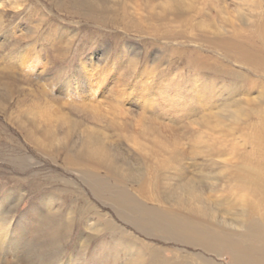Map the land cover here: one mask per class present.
<instances>
[{
  "label": "rangeland",
  "instance_id": "1",
  "mask_svg": "<svg viewBox=\"0 0 264 264\" xmlns=\"http://www.w3.org/2000/svg\"><path fill=\"white\" fill-rule=\"evenodd\" d=\"M187 1L19 0L18 12L0 8V212L11 230L8 247L14 250V256L6 254L9 249L0 250L5 264H48L53 259H58L55 264H123L131 241L136 252H144L145 245L169 258L179 254L192 263L200 258L227 264L224 257L199 248L149 239L135 231L108 204L91 196L82 170L65 161L70 156L99 163L102 175L109 173L110 182L128 190L151 177L154 183L143 202L151 197L147 204L182 214H199L201 209L208 226L228 229L223 221L238 211L240 190L225 182L231 171L225 161L233 165L252 149L242 128L245 123H260L249 118V110L263 108L264 72L201 50L192 39L226 34L232 25L244 36L253 34L251 25L264 14V0ZM176 10L185 13L189 30L176 21L168 32L180 38L165 40L162 23ZM140 14L152 15L153 24L160 23L149 36L124 30V22L138 21ZM192 49L217 59L221 72L213 75L187 66ZM93 62L98 70L105 69V82L97 90L89 87L93 79L82 81L83 65L92 69ZM76 79L82 81L79 89L73 87ZM141 91L148 92L151 106L140 99ZM104 102L116 108L115 113H104L103 106L104 112L91 108ZM39 113L53 116L54 126L47 129L37 123ZM141 116L151 118L153 128L139 130ZM18 244L22 248L16 249Z\"/></svg>",
  "mask_w": 264,
  "mask_h": 264
},
{
  "label": "bare ground",
  "instance_id": "2",
  "mask_svg": "<svg viewBox=\"0 0 264 264\" xmlns=\"http://www.w3.org/2000/svg\"><path fill=\"white\" fill-rule=\"evenodd\" d=\"M12 1L15 2V7L11 3ZM18 4H19V0H0V8H3L4 10L11 8L12 10H15L18 12L21 10L20 8L22 7V6L18 7ZM189 4H191V3H189ZM189 4H185L187 6V9L189 7ZM187 9L185 10V13H186ZM178 11H180V10H178ZM178 11L177 10L174 12L172 11V13H170L171 16L168 18L169 20L164 18V20L167 21L165 23L164 22L162 23L164 25V27L166 28V30L163 31L164 34H167V36H165V40L174 41V40H177L178 38H180V37H178V35H175L176 36L175 37L173 32H168V31H172L170 26H172V24H174L176 21H178L182 27H186V29L189 30L188 29L189 28V22H188V19L186 18V16H184L185 13H182L180 15V12H178ZM132 15L138 16L139 14L137 12V14L133 13V14H131V16ZM87 16H89V13ZM140 16H141V18L138 21L124 22V24L126 23L125 25L123 24L125 27L124 30L125 31L132 30L138 34H144V35L149 36L155 30H157L159 28L158 26L160 23L153 24L155 22V20H152V18H153L152 15L148 14V15L143 16L140 14ZM2 18L3 17H1V14H0V29L2 28V25H3ZM173 19H176V20H173ZM232 23L233 22H231V25H232ZM140 24L142 26H140ZM229 24H230V22H229ZM39 26L35 27L36 31H38L40 29ZM200 26H201V23H200ZM227 26H228V24H227ZM251 26L255 31L253 32V34H250L248 36H244V34H242L241 31L237 29V27H234L232 25V26H230L231 30L229 32H226V34L219 35V33H218L219 36L212 37V38L205 37L203 35H200V36L195 35L194 39H192V41L194 44H197L199 46V48H201V50L206 49V52H208L207 51V49H208L211 52V54L212 53L215 55L221 54V56L222 57L225 56V58L228 61L232 60V62L240 64L241 67L243 66L244 68L246 67V68H249L252 70H258L260 72H262L261 70H263V72H264V14H262L261 16H258V20L253 22ZM221 28H224V25ZM204 29H206V28H204ZM227 29H229V28H227ZM16 42H19V41H16ZM169 45H170V43H169ZM199 51L198 50L197 51H195V50L189 51L187 60L185 59L187 66L192 67L195 71H198V70L203 71L204 70L207 73H211L213 75H218L221 72L220 66L218 65L219 64L218 60L217 59L214 60L209 56L203 55ZM132 60L134 61V59H132ZM83 67L85 69H83L84 74H83L82 81L85 82L88 79H93L94 81L89 84V87L92 85L95 88L94 90H97L99 87H102V84H104V82H105V79H104L105 69L101 67L102 69L100 68V70H98L96 68L94 62L92 64V67H93L92 69H87L86 64L83 65ZM227 68H228V66H227ZM227 73H229V68L227 69ZM231 73H232V71H231ZM231 73H230V75H231ZM9 74H11V73H9ZM233 75H234V73H233ZM7 80H9V79L7 78ZM79 81H80V79L74 80L73 87L77 86V88H75V89H79V87H80L79 84L82 82V81L81 82H79ZM118 81L121 82V80H119V78H118ZM117 85H118V82H117ZM202 86H204V85H202ZM112 89H113V87H112ZM90 90H93V89L91 88ZM88 91L89 90L87 89V93H88ZM112 91H114V90H112ZM201 91L203 92V89ZM35 92H37V91H35ZM199 92H195V94L199 95ZM260 93L264 97V91L262 90V91H260ZM94 94H98V93L96 92ZM128 95H130V94L128 93ZM139 95L138 96L140 97V99L143 100L144 104L148 105V107L151 106L150 104H148L149 102H147V101H151L149 99V94L147 91H141ZM86 97H89L91 100L93 96L88 94V95H86ZM114 99L118 100V97L114 98ZM121 100H123V98ZM246 104H248V102ZM252 105L253 104H251V106ZM101 106H103L105 108V112L101 108ZM91 108H94V111H98L95 109L100 110V108H101L104 113H108V111H112L115 113L114 110H116V108L108 105V103H106V102H104L102 104L100 103V106L95 105V106H92ZM247 108H248L247 110L250 109L249 107H247ZM117 112H118V110H117ZM122 113H123V111H122ZM249 113H250L249 118L255 117L254 119L256 121H260V123L256 122L254 124L253 123H245L246 125L244 124L243 128H242V126L240 127V128H242V131L247 132V135H249V138H246V140L248 139L247 141L249 143V146L252 149L249 152L247 151L248 153L238 156L237 159L234 156L233 159L235 158L236 162L233 163V165H231L232 164L231 160L227 159V161H225L227 163L225 165H227V166H229V168H231V171L229 173L230 176L228 177L227 181H225V182H228L230 187L232 185L233 188L240 190V192L236 191L237 193L239 192L238 193L239 195L237 198V200L239 199L237 201L238 202L237 208H239L238 211H236L234 218H230V220L223 221L224 227L228 228V229H219L218 227L208 226L203 221L206 219V217L204 216V213L202 211H200L201 209L199 210V214H195V213L192 214L191 212L188 214H182L180 212H177L178 210L175 211V209L166 208V207L164 209H160L159 207L158 208L154 207V205L147 204L148 201H153L151 199V197L149 198L150 200L146 201L147 203L143 202L142 199H144V201H145L144 196L147 197V195H145L146 192L150 193V190L148 191L147 188H150V186L154 183V181L151 182V179H152L151 177H149V179L146 178V180H144L145 182L144 181L137 182L138 184H137V188L135 190H128L116 181H114L113 183L110 182V180L107 179V178H109L108 177L109 173H105V175H102L100 173V169H102L103 166L99 163H92L89 160H87L85 162L74 161V159H72L70 156H66L65 161L68 165L74 167L75 169L82 170L81 176L83 178V183L85 186H87L88 190L91 193V196H93L96 199L101 200V201L105 202L106 204H108V206L114 211V214H116V216L119 220L128 224L135 231L144 234L149 239H154V240L158 239L161 241H170V242L175 243L176 245L182 244V246H189V247L196 248V249L199 248V250L203 251L202 253L205 252L207 254H212V255L219 257V258L224 257L227 260V264H264V105H263L262 109H257V110H253V108H252V110L250 109ZM29 115H30V112H29ZM31 115L33 116V114H31ZM111 115L109 113V116H111ZM39 116H40V113H39ZM247 116H245V117L247 118ZM38 118H37V120H39V121L37 123H40V125H42V126L44 125V127L47 129L52 128L51 126H54V124H55L54 117L51 116L49 113H46V115H44V116H40L41 120ZM246 118H245V120H248ZM148 120L149 121H147L145 119V117L140 118V120L138 121V125L136 127L139 128V130H143V131L145 130V128H147V126L153 128V125L155 123L154 124L152 123L151 118H149ZM205 120H207V118ZM154 122H156V121H154ZM160 131H161V129H160ZM241 134L243 135V132ZM175 144H177V143H175ZM170 145H172V143ZM245 145H246V143H245ZM174 147H175V145H174ZM177 147H179V146H177ZM172 148L170 146V149H172ZM227 150H230V149H227ZM66 154H68V152ZM88 154H90V152H88ZM191 155H192V153H191ZM153 157H155V156H153ZM167 157L171 158L172 156H170V157L167 156ZM214 158H215V156H214ZM219 158H221V157H219ZM216 159H217V156H216ZM167 160H169V159H167ZM225 169H227V168H225ZM203 178H205V177H203ZM186 180H187V178H186ZM184 182L187 183V181H185V180H184ZM228 183H227V185H228ZM223 185H224V183H223ZM229 185H228V187H229ZM217 188H218V186L216 185V189ZM176 189H174V190H176ZM221 190L224 191V190H226V188H224V189L222 188ZM231 190H232V188H231ZM229 191H230V188H229L228 192ZM242 191L245 192L248 196L243 194ZM232 192H234V190ZM181 195L182 194H180V196ZM190 195H191V193H190ZM233 195H235V194H233ZM223 196H224V194H223ZM148 197H149V195H148ZM203 197H204V195H203ZM248 197H252V200L250 202L246 201V198H248ZM157 200H158V198H157ZM216 203L217 202H215V204ZM157 204H159V202ZM220 204H222V203H220ZM163 205H164V203H163ZM167 205L169 207V204H167ZM165 206H166V204H165ZM173 208H174V206H173ZM220 209H222V208H220ZM2 213L3 212H0V250L3 248L9 249L6 254L11 255V254H8V252H10V253L13 252L12 256H14V250L10 249V248H12L11 246L8 247V245H10V241L7 240V235L11 230L8 227L9 225L7 224L6 218L1 216ZM200 213H202V214H200ZM209 214H211V213H209ZM212 216L214 217V215H212ZM6 225H8V226H6ZM13 228H16L19 232L24 233V231L22 229H19L16 226H13ZM48 231H49L48 233H51L53 236H55L54 231H52V230H51L52 232L50 230H48ZM52 235H48L47 237H45L43 235L42 236H43V239L45 238V239L49 240V238L53 237ZM13 239L14 238L11 239V237H10L11 241H13ZM52 239H54V237ZM67 239H68V237H67ZM17 240H18V238L15 237L14 241L16 242ZM53 241H55V240H53ZM126 242L128 243V241H126ZM126 245H127V247H129V248H127L128 253L125 251L126 249L124 250L122 248V250L125 251L124 261H126V262L122 261L123 264H215V262H213L212 260L200 259V258H198V259L194 258L195 262L192 260L193 261V263H192L189 261V260H191V258L188 259V257L179 256V254H178V256L169 258L168 256L166 257V255H163L162 251H160V249H157L155 247H150V249H148L147 246H145V245H143V249H144L143 251L144 252H141V250H138L136 252V249H137L136 246L137 245L133 241H131V243L129 244L130 246L128 244H126ZM123 247H125V245H123ZM20 248H22V246H20L18 244L16 249H20ZM120 249H121V246H120ZM173 253H175V252H173ZM145 254L148 256L149 259L145 256ZM175 254H177V253H175ZM0 255H2L1 252H0ZM118 257H119V255H118ZM54 260L55 259H53V261L51 260L48 264L57 263L58 259L55 262H54ZM6 262L4 260L0 259V264H5ZM58 264H60V263H58Z\"/></svg>",
  "mask_w": 264,
  "mask_h": 264
}]
</instances>
